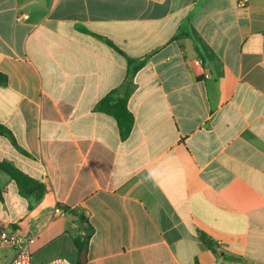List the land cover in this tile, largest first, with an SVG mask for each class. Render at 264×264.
<instances>
[{
  "label": "crops",
  "instance_id": "0c3cea01",
  "mask_svg": "<svg viewBox=\"0 0 264 264\" xmlns=\"http://www.w3.org/2000/svg\"><path fill=\"white\" fill-rule=\"evenodd\" d=\"M144 57L124 139L96 106ZM0 74V162L46 188L0 170V232L35 263L264 264V0H0Z\"/></svg>",
  "mask_w": 264,
  "mask_h": 264
},
{
  "label": "trees",
  "instance_id": "16d2710c",
  "mask_svg": "<svg viewBox=\"0 0 264 264\" xmlns=\"http://www.w3.org/2000/svg\"><path fill=\"white\" fill-rule=\"evenodd\" d=\"M195 51L198 56V61L202 64H206L204 54L198 45L195 46ZM149 57L142 59H128V76L125 83L117 90L112 91L104 99H102L96 106V110L99 112L107 113L114 117L117 121L121 137L127 138L134 126V117L129 111L128 102L135 90L134 78L137 72L142 69L148 63ZM199 62L191 63L195 78L199 81L204 80V74L198 70ZM7 81V77L0 74V84H4ZM0 135H8V132L0 127ZM0 170L8 174V176L16 182L19 188V193L22 197L31 198L34 197L37 200H41L46 194V188L39 182L29 178L13 165L0 162ZM2 198L0 193V199ZM87 239H80L77 241V245L80 251L86 248L88 242Z\"/></svg>",
  "mask_w": 264,
  "mask_h": 264
},
{
  "label": "built area",
  "instance_id": "2783aa9c",
  "mask_svg": "<svg viewBox=\"0 0 264 264\" xmlns=\"http://www.w3.org/2000/svg\"><path fill=\"white\" fill-rule=\"evenodd\" d=\"M245 2V1H244ZM27 19V16H22L18 20ZM65 212L60 209H55V216H64ZM31 239L20 236L15 231L4 230L0 232V247L11 249L13 251V257L7 264H71L65 258H59L45 263H34L31 252L30 244Z\"/></svg>",
  "mask_w": 264,
  "mask_h": 264
},
{
  "label": "rangeland",
  "instance_id": "374dc122",
  "mask_svg": "<svg viewBox=\"0 0 264 264\" xmlns=\"http://www.w3.org/2000/svg\"><path fill=\"white\" fill-rule=\"evenodd\" d=\"M35 263V262H34Z\"/></svg>",
  "mask_w": 264,
  "mask_h": 264
}]
</instances>
